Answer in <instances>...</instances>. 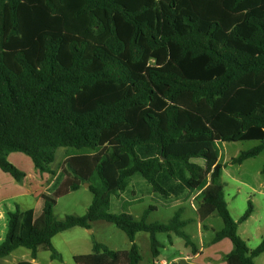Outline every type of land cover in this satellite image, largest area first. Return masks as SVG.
Wrapping results in <instances>:
<instances>
[{"label":"trees","instance_id":"trees-1","mask_svg":"<svg viewBox=\"0 0 264 264\" xmlns=\"http://www.w3.org/2000/svg\"><path fill=\"white\" fill-rule=\"evenodd\" d=\"M243 141L260 143L232 164L264 152V0H0L1 170L22 182L12 153L55 175L59 149L95 152L65 160L40 216L8 213L0 259L26 248L62 260L53 238L99 221L123 231L130 249L94 242L77 264H140L139 233L150 235L155 259L160 233L197 253L182 209L168 223L148 221L154 206L140 220L110 212L138 179L165 204L196 194L201 220H223L213 243L232 242L226 263L256 264L264 237L251 249L238 230L254 206L235 221L222 181L220 144ZM85 183L87 213L58 219L57 198Z\"/></svg>","mask_w":264,"mask_h":264},{"label":"rangeland","instance_id":"rangeland-1","mask_svg":"<svg viewBox=\"0 0 264 264\" xmlns=\"http://www.w3.org/2000/svg\"><path fill=\"white\" fill-rule=\"evenodd\" d=\"M258 141H243V142H226L220 144V162L224 165V172L222 181L225 185L224 194L228 202L230 213L235 221H239L245 214L249 207V202L254 206L252 216L239 225L240 236L248 243L249 248H257L264 237V175L262 170L264 168V152L259 156L245 161L243 164H232V160L237 158L242 152L249 151L259 145ZM88 149L63 148L58 151L57 162L53 165L56 168L62 166L65 160L73 155H91ZM13 156V155H12ZM31 163V159L25 155ZM14 157H12L13 160ZM22 163V160H20ZM25 162L23 161V167ZM145 182V181H144ZM85 183L79 191L70 192L67 195L57 198L55 207V214L58 219L63 220L68 215L83 216L93 200V194ZM138 179H134L131 184L135 189L139 190L137 197L143 198L142 202H126L120 200L119 197H113L111 202L110 212L119 214L123 211L129 210L131 214L137 219H140L144 210H148L151 206L159 208L150 214L149 221L168 223L174 216L175 212L184 208L186 211L185 217L191 219V224L184 230L188 233L195 243L200 242L198 232L199 216L191 206L190 201L183 202L182 207L171 204H165L160 196L150 195L146 185ZM24 186V185H23ZM26 187V185H25ZM128 194V193H127ZM127 196V195H126ZM131 197H133L131 195ZM31 198L11 200L0 204V213L2 210L7 213L6 204H21L22 207H30ZM43 203V201H42ZM196 208L198 206L194 201ZM130 207V208H129ZM13 209V208H12ZM8 216L1 222L6 224L5 233L7 230ZM205 225L216 230L223 228L224 223L222 218L216 213L209 218ZM94 231V232H93ZM93 232V233H92ZM210 234V233H209ZM211 235V234H210ZM174 245H170V238L167 234H157V239L164 245L162 248L160 259H165L168 262L174 257H179L180 253L191 254V247H186L184 239L172 234ZM228 240V239H225ZM230 241V240H228ZM94 242L102 243L108 246L111 250L118 252H126L130 249V241L127 235L118 229L115 225L99 221L95 222L94 230H85L77 228L65 233H61L53 239V245L60 253L62 260H53L50 251H40L38 254L39 264H77L75 261L76 255H88L92 252ZM206 247H210L207 238H205ZM138 245L140 246L143 262L141 264H152L153 255L151 251L150 236L147 233H140L138 235ZM30 251L20 249L13 258L31 260ZM24 257V258H23ZM13 258L7 264H14ZM256 264H264V254L256 259Z\"/></svg>","mask_w":264,"mask_h":264},{"label":"crops","instance_id":"crops-1","mask_svg":"<svg viewBox=\"0 0 264 264\" xmlns=\"http://www.w3.org/2000/svg\"><path fill=\"white\" fill-rule=\"evenodd\" d=\"M61 149H63V148H61ZM21 154H23V153H12V154H10L9 161L13 165H15L17 168H19L21 171L26 173V178L22 182H17L10 174L3 172L1 170V168H0V204L1 203H6V202L11 201L13 199L17 200L19 198H21V199L31 198L32 199L31 200V205H30V207H22L23 205L18 204V203L8 204V205L6 204L5 205L7 207V209H8L7 213H5L3 210L0 213V244L4 241L6 233H7V230H6V233H5L6 224L4 222L1 224V222L5 219V215L6 214L8 216L9 212H14L16 210V208L19 206L22 210H34L36 217L41 215V213L43 211V203H42L43 196L49 194V190L52 188V186H53V184H54V182H55V180H56V178L58 176L59 169L61 167L60 166L59 168L58 167L56 168V166H58V162L56 160V162H55L56 166L53 167V170L56 173L55 175H51L49 173L41 174L38 170H36V168H35V166L33 164V161L31 160L32 164H30L29 160L27 158H23L24 156H21ZM12 157H14L13 160H12ZM20 160H22V163H20L21 162ZM23 161L25 162L24 167L22 165ZM140 182L145 183L144 181H140ZM25 185H26V187H25ZM147 187H149L147 189L148 193H150V195H154L152 193V191H151V188H150L149 184L147 185ZM138 191L139 190L135 189L134 186L131 185V187L129 188V190L126 193L119 195V199L123 200V201L125 200L126 202L127 201L128 202H142L143 198L137 197V195L139 193ZM131 195L133 197H131ZM195 197H196V194H191V195L187 196V198H185V199H182V200L175 201V202L171 203V205L173 204L175 206H179V208H180V206L182 207L183 202H186V201L189 200L191 208L195 212H197V214L199 216V211L196 208L195 203H194ZM155 210L158 211L159 208H156ZM182 210H183L182 220L190 222L185 227V229H186L191 224V219L186 218L185 217L186 211H185L184 208H182ZM145 211L146 210H144V212ZM127 212H129V210H127ZM144 212H143V214H144ZM129 213L131 214V212H129ZM214 215L215 214H213L212 216L208 217L205 220H201V218L199 216L198 232H199V236H200V242L199 243H195L193 241L192 237H191L193 243L196 246L197 253L194 254L193 250L191 248V254L180 253L179 257H174L169 262L167 260H165V259H160V257L158 259L153 258L152 264H157V263H160V262H166L167 264H174V263H176V264H227L226 261H225V256L232 251V249H233L232 242L228 241L229 239L228 240L224 239V240H222V241H220L218 243H213V240H214V238L216 236V233L218 231L222 230L223 228L220 229V230H216V229H214L212 227L210 228L207 225H205V222H207V220L209 218L213 217ZM149 218H150V215H149ZM149 218H148V221H149ZM135 219H137V217ZM140 219H137V220H140ZM7 221H8V219H7ZM149 222H154V221H149ZM94 224L95 223L92 224V229L93 230H94ZM77 228H80V227H77ZM77 228H73L71 230H74V229H77ZM7 229H8V224H7ZM81 229H85V228H81ZM71 230H68V231H71ZM85 230H88V229H85ZM63 233H65V232H63ZM139 234H137V236H136L137 244H138V235ZM205 238H207L208 244H210V247L209 246L206 247ZM173 242L174 241L171 239V241H170V245L171 246L174 245ZM130 245H131V243H130ZM20 249H26V248H18V249H16L8 257L0 259V264H7L8 261H10V259H12L13 256ZM26 250L30 251L28 249H26ZM29 254H30V257H31V260L29 262H32V263H35V264H39L38 263V257H37V259H33L32 255H31V251L29 252ZM76 256H80V255H76ZM13 261H15L14 264H19L22 261H28V260L27 259L19 260V259L13 258ZM142 262H143V260H142Z\"/></svg>","mask_w":264,"mask_h":264},{"label":"built area","instance_id":"built-area-1","mask_svg":"<svg viewBox=\"0 0 264 264\" xmlns=\"http://www.w3.org/2000/svg\"><path fill=\"white\" fill-rule=\"evenodd\" d=\"M157 264H167L166 262H160V263H157Z\"/></svg>","mask_w":264,"mask_h":264},{"label":"water","instance_id":"water-1","mask_svg":"<svg viewBox=\"0 0 264 264\" xmlns=\"http://www.w3.org/2000/svg\"><path fill=\"white\" fill-rule=\"evenodd\" d=\"M87 185V187H89V184H86Z\"/></svg>","mask_w":264,"mask_h":264}]
</instances>
